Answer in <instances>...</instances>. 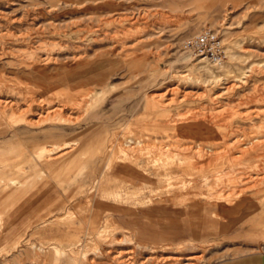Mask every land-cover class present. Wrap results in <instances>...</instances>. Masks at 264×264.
Instances as JSON below:
<instances>
[{"label":"rangeland","instance_id":"obj_1","mask_svg":"<svg viewBox=\"0 0 264 264\" xmlns=\"http://www.w3.org/2000/svg\"><path fill=\"white\" fill-rule=\"evenodd\" d=\"M0 10V185L21 181L0 188V264H68L70 249L74 264L264 256L254 223L264 218V0H0ZM205 30L221 63L185 46ZM41 143L46 158L66 155L35 164ZM202 147L211 156L197 159ZM135 170L152 183L133 184ZM113 171L110 185L94 184ZM194 200L243 207L215 221L210 209L190 215Z\"/></svg>","mask_w":264,"mask_h":264},{"label":"crops","instance_id":"obj_2","mask_svg":"<svg viewBox=\"0 0 264 264\" xmlns=\"http://www.w3.org/2000/svg\"><path fill=\"white\" fill-rule=\"evenodd\" d=\"M44 147H46V145L41 143V145L39 147H36V149L31 152V153H33L32 154L33 155L32 159L34 160L35 164H42V163H44V164H46V163L54 164V163H56L58 161L57 158H60V157H63V156L66 155V153L65 154L63 153V155H60L59 157L55 156L54 158L51 157L50 159L46 158L47 156L45 155ZM35 159L37 160V162L35 161ZM114 173L115 172L113 171L112 173L111 172H106V173L102 174V178H101L102 180L99 183H98L99 180H96L95 176H94L92 178L93 182H94V184L95 183L99 184L100 187H105V185H108V184L110 185L112 183V181H113V179L111 177L114 176ZM134 174L137 175V178H136V180L134 181L133 184L138 182L142 186H144L146 184L148 186V185H150L152 183V180H150L147 177L146 174L143 175L144 173L138 172V170H135ZM78 175H80L79 184L82 185V183L85 182V179L83 178L84 177L83 171L78 172ZM142 177H143V179L144 178L145 179L142 180L141 179ZM120 178L123 181H127L126 176H120ZM2 180H3L4 183H3V185H0L1 189H3V190H11V191H15V190L19 189V183L21 181L19 180L20 181L19 182L17 178L9 177V178H6V179L3 178ZM2 187H4V188H2ZM257 197H260V196H257ZM252 198H254V197H252ZM171 201L173 202V200L172 199L170 200V198H169L167 201H164V200H162V201H152V202H148V204L156 207V206L162 205L163 203H168V202H171ZM242 201L238 202V203H235V204H226V203L224 204V203L215 202V201H211V200H209V201L194 200V201H192L190 203H186L185 206L188 208V213H190V215H192L194 212L201 211V216H203L204 218L206 217L205 215H206L207 211L209 212V209H210V214H211L212 218L215 221H218V219L221 218V213L222 212H227V213H230L231 215L235 214V213L237 214L240 211V209L243 207ZM259 207H260V205L257 206L255 209H258ZM261 208H262V206H261ZM205 221H206V219H205ZM94 222L96 223V221H93L92 223H90L91 228L88 229L89 230L88 231L89 234L94 233V231L96 230V226H95ZM107 222L111 223V220L108 219ZM254 223L255 224L256 223L257 224H263L264 223V218L254 222ZM203 224H205V223H203ZM203 224H201V225H203ZM189 225H190V227L195 225L193 220L190 221ZM115 226H117V225H115ZM117 227H119V226H117ZM54 247L57 250L59 249L57 245H54ZM38 248L40 250H43L44 247L42 245H40ZM70 250L71 251H69L68 254H66V259H67L68 264L69 263L74 264V259H73L74 254L73 253L75 252V250H73V249H70ZM253 262H256L255 264H264V256H256L254 258H252V257L241 258L240 260L239 259H236V260L230 259V260H226L225 262L218 263V264H252Z\"/></svg>","mask_w":264,"mask_h":264},{"label":"built area","instance_id":"obj_3","mask_svg":"<svg viewBox=\"0 0 264 264\" xmlns=\"http://www.w3.org/2000/svg\"><path fill=\"white\" fill-rule=\"evenodd\" d=\"M218 43L216 34L212 30H205L187 40L185 46L194 49L199 54L204 53L207 57L210 56L216 63H218L221 62L222 58Z\"/></svg>","mask_w":264,"mask_h":264},{"label":"bare ground","instance_id":"obj_4","mask_svg":"<svg viewBox=\"0 0 264 264\" xmlns=\"http://www.w3.org/2000/svg\"><path fill=\"white\" fill-rule=\"evenodd\" d=\"M0 19L2 20V19H9L8 17H6L5 16V14L3 13V11L2 10H0ZM9 22V21H8ZM13 25V24H12ZM14 26V25H13ZM4 27V26H3ZM8 29V28H7ZM6 31V30H5ZM4 32V31H3ZM2 32V33H3ZM1 33V34H2ZM25 33V32H24ZM26 34V33H25ZM26 36L24 35L23 37H21L22 39H26L25 38ZM9 39V38H8ZM14 41V40H13ZM1 43V42H0ZM248 47V46H247ZM253 51V50H252ZM50 56V55H49ZM204 58V57H203ZM218 63H221V62H218ZM257 69V68H256ZM254 70L255 69H252V68H250V67H248V76L249 75H251V74H253V72H254ZM261 73V72H260ZM241 77V76H240ZM200 88V87H199ZM91 92V91H90ZM188 92V91H187ZM83 100H82V98L80 97V101H78V104L80 105L81 104V102H82ZM8 102V101H7ZM64 102V101H63ZM88 102V101H87ZM86 102V103H87ZM59 104V103H58ZM6 107H7V103L6 102H4L3 100H1L0 99V110L1 109H3V111L6 109ZM211 109V108H210ZM1 112V111H0ZM63 114V113H62ZM192 116V115H191ZM57 117H58V115H57ZM21 118V117H20ZM195 118V117H194ZM46 119V118H45ZM32 120V119H31ZM22 121H24L23 119H22ZM29 121V120H28ZM31 122V121H30ZM33 122H35V123H37L38 122V120H34L33 119ZM46 122V121H45ZM30 124H32V123H30ZM214 124V123H213ZM193 127V126H192ZM201 128V127H200ZM198 129V128H197ZM211 132V131H210ZM131 138V137H130ZM128 140V139H127ZM131 140V139H130ZM137 141L139 140V138H137L136 139ZM223 140V139H222ZM253 140H255V139H253ZM225 141V140H224ZM126 142V141H125ZM131 142H132V140H131ZM134 142V141H133ZM210 142V141H209ZM242 142V141H241ZM251 142V141H250ZM254 142V141H253ZM257 142H259V141H257ZM256 141H255V143H257ZM137 143V142H136ZM211 143H214V142H211ZM232 143V142H231ZM247 143H249V141L247 142ZM205 145L207 144V143H204ZM210 144V143H209ZM225 144V143H224ZM232 144H234V143H232ZM259 144V143H258ZM258 144H255L254 146H253V149H255V147H257L258 146ZM133 145H134V143H133ZM246 145V144H245ZM252 145H253V143H252ZM207 146V145H206ZM225 146H226V144H225ZM247 146V145H246ZM132 147V146H131ZM130 147V148H131ZM205 147V146H204ZM250 147H252V146H250ZM168 148V147H167ZM247 148H249V147H247ZM204 148L202 147L200 150H197V151H195L196 153H197V156H196V158L197 159H199L198 157L199 156H211V153H206V151H204L203 150ZM206 150H207V152H212L213 151V147L211 146V145H208V147H206ZM246 150V149H245ZM245 150H244V153H245ZM248 150V149H247ZM130 151V150H129ZM163 151V150H162ZM193 152V151H192ZM191 152V154H193ZM138 154V153H137ZM244 155V154H243ZM191 157V156H190ZM191 158H193V157H191ZM190 158V159H191ZM195 160V159H194ZM193 160V161H194ZM192 161V160H191ZM189 162V161H188ZM200 164H201V162H199ZM203 163V162H202ZM189 164V163H188ZM197 164H198V162H197ZM193 165H194V162H193ZM195 165H196V161H195ZM196 166H199V165H196ZM189 168H190V166H189ZM222 174V173H221ZM250 174V173H249ZM135 175V174H134ZM259 178V177H258ZM262 178V177H261ZM250 179V178H249ZM256 181H257V179H256ZM262 181H263V179H262ZM208 183V182H207ZM237 183V182H236ZM262 183V182H261ZM264 183V182H263ZM251 185V184H250ZM252 186V185H251ZM260 186V185H259ZM249 187V186H248ZM252 187H256V185H253ZM252 187H250V188H252ZM219 189V188H218ZM246 189V188H245ZM214 191V190H213ZM220 191V190H219ZM223 191V190H222ZM212 193V192H211ZM221 193V192H220ZM226 195V194H225ZM237 195V194H236ZM218 196V195H217ZM222 197V196H221ZM209 198V197H208ZM216 198V197H215ZM227 204V203H226ZM230 204V203H229ZM213 213V212H212ZM154 258V257H153ZM176 258V257H175ZM144 259V258H143ZM146 259H148V258H146ZM145 259V260H146ZM149 259H151V258H149ZM143 262V261H142ZM154 264V263H153Z\"/></svg>","mask_w":264,"mask_h":264}]
</instances>
